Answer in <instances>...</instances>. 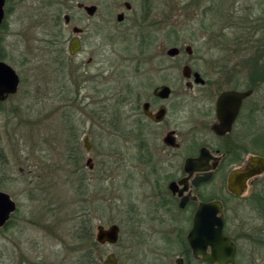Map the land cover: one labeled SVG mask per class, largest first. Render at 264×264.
<instances>
[{
    "label": "rangeland",
    "instance_id": "obj_1",
    "mask_svg": "<svg viewBox=\"0 0 264 264\" xmlns=\"http://www.w3.org/2000/svg\"><path fill=\"white\" fill-rule=\"evenodd\" d=\"M78 1L95 5L94 14L78 10ZM64 14L71 16L69 26ZM72 25L84 29L74 56L67 55ZM250 35L264 44V0H5L0 59L15 69L19 84L0 101V190L17 210L11 225L0 228V264H74L75 236L89 222L93 235L98 224L120 227L117 243L94 249L101 263L113 252L122 264H172L170 226L151 225L141 214L149 180L143 179L146 167L138 151L119 132L120 141L114 143L109 124L98 114L91 116V104H86L96 99L111 106L115 94L124 93L129 73H137L140 63L146 68L151 62L169 63L164 55L173 46L191 45L193 66L211 80L220 78V65L262 69L264 48L256 52L254 44L241 45L245 40L239 38ZM56 45L64 46L69 75L75 68L87 71V81L80 83L81 102L61 96L63 72L50 50ZM181 67L178 62V95L189 93ZM141 79L137 76L136 83ZM92 121L97 129L88 133ZM85 135L91 151L83 145ZM75 140L82 159L70 155ZM164 253L169 255L158 256Z\"/></svg>",
    "mask_w": 264,
    "mask_h": 264
},
{
    "label": "flooded vegetation",
    "instance_id": "obj_2",
    "mask_svg": "<svg viewBox=\"0 0 264 264\" xmlns=\"http://www.w3.org/2000/svg\"><path fill=\"white\" fill-rule=\"evenodd\" d=\"M85 5L78 1L75 6L87 13ZM63 19L65 26L71 24L69 14ZM71 30L67 55L74 56L81 50L84 29L72 25ZM73 38L79 48L71 54ZM177 49L175 54L166 50L169 63L151 62L147 68L140 63L137 73L126 76L122 110L108 126L138 151L140 164L146 167L142 173L149 190L141 214L148 215L151 225L170 226L171 254L158 256L169 255L172 264H264V64L260 72L251 64L244 69L240 63L220 65V78L211 80L193 66L191 45ZM178 62L189 92L179 95L174 87ZM65 64L59 65L61 96L81 102L85 96L80 83L87 81V71L75 68L71 76ZM137 76L143 81L136 83ZM164 85L168 89L157 91ZM95 102L86 104H91V116L97 115ZM96 129L92 121L88 133ZM98 225L91 234L97 243ZM119 237L120 227L115 243ZM106 257L101 264H106Z\"/></svg>",
    "mask_w": 264,
    "mask_h": 264
},
{
    "label": "trees",
    "instance_id": "obj_3",
    "mask_svg": "<svg viewBox=\"0 0 264 264\" xmlns=\"http://www.w3.org/2000/svg\"><path fill=\"white\" fill-rule=\"evenodd\" d=\"M55 24L59 25L57 21L55 22ZM245 28L250 29L251 31V26H246ZM253 28L255 29L256 26H253ZM253 31L254 30H252V32ZM239 39L245 40V42L242 41L241 45L243 44L247 45V43L254 44L255 46H253V49L256 50V52L258 50L261 51L264 48V44L260 43L261 40L254 37V35L253 36L250 35L246 38H239ZM50 50H51V54H53L52 56H55V59L52 62H55L59 65L65 62L67 56H66V52L64 50L63 45H56L55 47H51ZM257 71L260 72L261 69L258 67ZM109 103L110 102L108 100H104L99 103L97 102V105H96V111H97L99 120H101L102 122L106 124H109L113 116L115 118L116 117L115 115L120 114L122 110V104H123V95L121 93L115 94V97L112 100L111 106ZM116 118H119V117H116ZM71 135L73 134L71 133ZM120 135L121 134H115L114 143H118L120 141ZM77 137L78 135L76 134L74 138H77ZM76 142L77 141L75 140V143ZM74 146L75 148L73 146L70 148V155L74 154V155H77V157H80V155H82L81 154L82 152L80 150L81 148L78 147L77 149V144H75ZM0 155L4 156L3 150L1 147H0ZM73 161L76 162V159ZM88 221H89V218L85 219L83 222L85 225H87ZM11 223H12V219H9L8 222L3 226V228H8L11 225ZM86 228L87 229L83 230L84 233L80 234L79 236H75L78 243H77V246L75 245L77 248L74 250V251H77V253H75L76 258L74 259V264H101V259L98 256L93 255L94 249H96V247L100 245L99 243L94 241L93 236L91 235L92 233H91L90 222L88 223V226H86ZM84 241L88 243L90 246L86 248L85 244L82 245ZM26 264H29L28 260H26Z\"/></svg>",
    "mask_w": 264,
    "mask_h": 264
},
{
    "label": "water",
    "instance_id": "obj_4",
    "mask_svg": "<svg viewBox=\"0 0 264 264\" xmlns=\"http://www.w3.org/2000/svg\"><path fill=\"white\" fill-rule=\"evenodd\" d=\"M4 3L5 0H0V24L4 17ZM126 5L129 6L128 3H126ZM85 9L89 15H92L96 10V6L85 5ZM122 16H123L122 13H118L117 20H121ZM78 48H79L78 39L73 38L71 40L70 53L73 54L75 50ZM177 50H178L177 47L173 46L170 47L167 50V52L169 54H175ZM18 84H19V76L15 71V69H13L9 64H7L6 62L0 59V99L5 97L8 93L15 92L17 90ZM166 89L168 88L164 85L159 87L157 91L166 90ZM227 94L229 93H224V95ZM244 94L245 93H242L241 95ZM84 141H85L86 149H89V143L87 137L84 138ZM87 161L90 160L88 159ZM90 165L91 164H89V166ZM16 208H17L16 202L10 197V195L5 191L0 190V227L6 224V222L9 220L11 214L16 210ZM118 236H119V227L117 224H111L108 227H104L101 224L97 226L96 240L99 243H106V242L115 243L118 239ZM106 264H120V263L117 261V258L113 253H109L106 257Z\"/></svg>",
    "mask_w": 264,
    "mask_h": 264
}]
</instances>
